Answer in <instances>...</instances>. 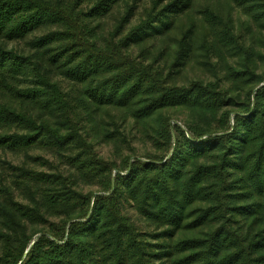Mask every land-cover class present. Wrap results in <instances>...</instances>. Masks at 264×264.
I'll return each instance as SVG.
<instances>
[{
	"label": "trees",
	"instance_id": "1",
	"mask_svg": "<svg viewBox=\"0 0 264 264\" xmlns=\"http://www.w3.org/2000/svg\"><path fill=\"white\" fill-rule=\"evenodd\" d=\"M194 1L0 0V151L52 167L0 159V264H264V57L231 2L197 19ZM236 1L264 30V0ZM196 52L224 76L179 84ZM130 122L153 126L155 151L99 155L90 134L129 144Z\"/></svg>",
	"mask_w": 264,
	"mask_h": 264
},
{
	"label": "rangeland",
	"instance_id": "2",
	"mask_svg": "<svg viewBox=\"0 0 264 264\" xmlns=\"http://www.w3.org/2000/svg\"><path fill=\"white\" fill-rule=\"evenodd\" d=\"M147 4L150 3V0H145ZM167 0H164L166 2ZM231 2L234 9H237L235 13V37L238 39L240 43H242L245 47H249L251 45L257 52L261 54L262 57H264V30H259L255 23H251L249 26V23L246 22V16L242 13V15L238 14V9L240 10L241 7L238 6V3L236 0H223ZM219 0H195L193 5V13L197 17V19H200L203 16V11H205L206 7L213 8V6L218 5ZM143 3V2H142ZM140 3V4H142ZM144 4L141 6V10L143 9ZM117 12L113 14V16H110L108 19H106L104 22L103 29L100 31L104 34L108 32V28L110 29L114 25V21L117 19ZM169 47L176 46V40L174 38H171V41L168 43ZM174 49V48H172ZM170 50V52L172 51ZM201 50V49H200ZM202 51V50H201ZM139 50L136 51L138 53ZM243 54V53H242ZM254 56V55H253ZM228 62L230 64L236 65L238 63V57L237 56H230L227 55ZM149 59H153V56H148ZM256 60L258 61L260 68H263V58L255 56ZM213 62L216 61V58L212 60ZM226 69L214 67L213 65H210V63H206L204 56L196 52V55L191 58L189 63L186 65L185 70L180 73L176 79L179 84L181 83H188L191 80L194 79H200L202 78L204 81H215L216 77H223ZM241 96L244 99L246 97L245 91L241 92ZM164 114L168 115L172 118L173 122H178L183 124L184 121L187 119V113L182 109H166L164 110ZM105 123L106 129L112 130L117 124L122 125L123 120L119 117L118 113H116L113 110H110L106 112L105 114ZM153 126H150L148 123L138 124L130 122L129 127L126 129V133L128 135L129 144L123 143L122 145H118L116 147L113 143L106 142L102 139H99L95 137L92 133L90 134V139L95 144V150L98 152L99 155L118 161L120 162V159L122 156L127 154H138L143 155L147 152H154L155 146L151 143L150 136L147 135V132L152 131ZM121 129L124 130L125 128L121 126ZM131 147H133L134 152L131 151ZM32 155H41L42 157H47L46 159H50L53 165H60L59 164V157L51 153L49 151H43V150H34L31 152ZM44 157V158H45ZM0 159L2 161H10L15 164H21L26 163L29 166L35 167L37 169L41 170H51L52 167L48 163L47 165L43 164L42 160L35 161L33 158H27L24 154H11V153H3L0 151ZM1 166H5L0 161V171H3L4 173L5 168H1ZM6 167V166H5ZM82 188L85 191H96L100 188L98 184H83ZM126 213L133 219V221L137 224L139 229L143 232L145 238H147L149 241H156V238H154L152 235H149V232H152L153 227H149L148 224L141 220L139 216L136 213V210L131 207L129 204H126ZM53 219V218H51ZM46 229V226L43 228Z\"/></svg>",
	"mask_w": 264,
	"mask_h": 264
}]
</instances>
